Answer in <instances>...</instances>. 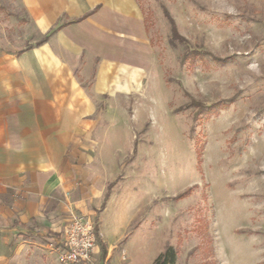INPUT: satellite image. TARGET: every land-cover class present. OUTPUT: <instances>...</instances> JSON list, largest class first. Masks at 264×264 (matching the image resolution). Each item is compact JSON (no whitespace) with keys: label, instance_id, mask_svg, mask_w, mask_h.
Returning a JSON list of instances; mask_svg holds the SVG:
<instances>
[{"label":"rangeland","instance_id":"rangeland-1","mask_svg":"<svg viewBox=\"0 0 264 264\" xmlns=\"http://www.w3.org/2000/svg\"><path fill=\"white\" fill-rule=\"evenodd\" d=\"M135 1L153 68L86 143L116 192L102 262L152 264L171 245L174 264H264V0ZM30 30L21 0H0V49Z\"/></svg>","mask_w":264,"mask_h":264},{"label":"crops","instance_id":"crops-1","mask_svg":"<svg viewBox=\"0 0 264 264\" xmlns=\"http://www.w3.org/2000/svg\"><path fill=\"white\" fill-rule=\"evenodd\" d=\"M21 4L31 46L0 49V264H61L71 211L94 220L96 256L109 260L116 192L106 195L112 181L86 143L101 107L142 89L151 73L141 10L135 0Z\"/></svg>","mask_w":264,"mask_h":264},{"label":"built area","instance_id":"built-area-1","mask_svg":"<svg viewBox=\"0 0 264 264\" xmlns=\"http://www.w3.org/2000/svg\"><path fill=\"white\" fill-rule=\"evenodd\" d=\"M62 233L58 255L64 264H105L96 256L97 231L93 219L71 211Z\"/></svg>","mask_w":264,"mask_h":264},{"label":"trees","instance_id":"trees-1","mask_svg":"<svg viewBox=\"0 0 264 264\" xmlns=\"http://www.w3.org/2000/svg\"><path fill=\"white\" fill-rule=\"evenodd\" d=\"M166 16L168 17V20L170 22V28H171V37L172 38H178L180 42L185 41V39L181 36H179L176 27H175V23L174 21L169 17L167 11H165ZM58 27V26H57ZM52 28L49 30V32H47V34H45L44 36H42L39 40H37L35 42V44H40L41 42L45 41L48 36L56 30V28ZM31 45H26V47H29ZM195 53V51H194ZM112 183H109V187L108 190L106 192V195L108 194V191L110 190V186ZM192 187H187L185 188L182 192H180L179 194L175 195V198L177 197H182L186 194H188L189 192H191ZM101 245V249L102 251H104V245L102 243H100ZM176 254H177V249L174 248L171 245H166L164 247V249L154 258L152 264H174L175 263V259H176Z\"/></svg>","mask_w":264,"mask_h":264}]
</instances>
